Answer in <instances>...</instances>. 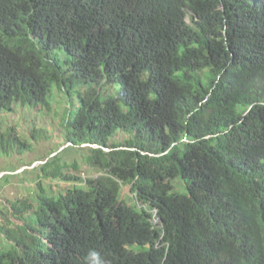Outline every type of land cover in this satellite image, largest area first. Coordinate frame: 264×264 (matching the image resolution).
I'll use <instances>...</instances> for the list:
<instances>
[{"label":"trees","instance_id":"obj_1","mask_svg":"<svg viewBox=\"0 0 264 264\" xmlns=\"http://www.w3.org/2000/svg\"><path fill=\"white\" fill-rule=\"evenodd\" d=\"M54 92L77 96L68 147L0 264H264V0H0V119ZM26 144L0 121L3 152Z\"/></svg>","mask_w":264,"mask_h":264},{"label":"rangeland","instance_id":"obj_2","mask_svg":"<svg viewBox=\"0 0 264 264\" xmlns=\"http://www.w3.org/2000/svg\"><path fill=\"white\" fill-rule=\"evenodd\" d=\"M76 99V95L72 100L68 96H60L54 92L49 98L52 111L40 112L39 109L31 110L18 106L13 112H6L1 116L3 133H7L10 128H15L17 135L27 143L29 149L21 152L16 147H9L5 150L6 152H3L4 149L0 148V227L12 229L14 227L12 222L15 225H22V222L12 217V204L32 196L34 189L32 181L36 178L37 172H31V170L67 149L68 146L62 145L64 135L61 120L71 106H76ZM124 138L125 136L119 135L114 141L123 143ZM60 158L70 165L77 160L81 167L80 171L73 168L66 170L73 176L82 179L97 177V173L83 163V158L79 153L70 150L61 154ZM26 171L30 172L22 175ZM5 177L10 178L6 181ZM47 184L51 185L54 191L64 186L62 182L43 181V185ZM122 194L128 196L129 199L133 198L127 187L123 189ZM154 223L157 224V221ZM3 245L4 236L0 234V248Z\"/></svg>","mask_w":264,"mask_h":264},{"label":"clouds","instance_id":"obj_3","mask_svg":"<svg viewBox=\"0 0 264 264\" xmlns=\"http://www.w3.org/2000/svg\"><path fill=\"white\" fill-rule=\"evenodd\" d=\"M154 221H157V224H159L160 223V220L159 219H156V217H155V220ZM89 255L91 256V257H94L95 258V264H103V261H102V259H101V257H100V254L98 253V252H96V251H91L90 253H89ZM243 264V263H242Z\"/></svg>","mask_w":264,"mask_h":264},{"label":"water","instance_id":"obj_4","mask_svg":"<svg viewBox=\"0 0 264 264\" xmlns=\"http://www.w3.org/2000/svg\"><path fill=\"white\" fill-rule=\"evenodd\" d=\"M90 147H92V148H98L97 146H90ZM105 151H108V150H106V149H104Z\"/></svg>","mask_w":264,"mask_h":264}]
</instances>
